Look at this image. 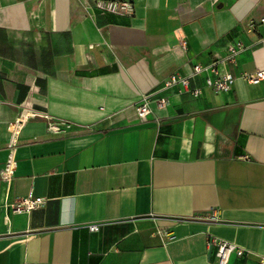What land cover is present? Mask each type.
Returning <instances> with one entry per match:
<instances>
[{
	"label": "crops",
	"instance_id": "obj_1",
	"mask_svg": "<svg viewBox=\"0 0 264 264\" xmlns=\"http://www.w3.org/2000/svg\"><path fill=\"white\" fill-rule=\"evenodd\" d=\"M262 18L264 0H0V264H217L213 239L261 264L264 80L243 76L264 69ZM238 41L229 91L164 87ZM29 194L43 205L14 212Z\"/></svg>",
	"mask_w": 264,
	"mask_h": 264
},
{
	"label": "built area",
	"instance_id": "obj_2",
	"mask_svg": "<svg viewBox=\"0 0 264 264\" xmlns=\"http://www.w3.org/2000/svg\"><path fill=\"white\" fill-rule=\"evenodd\" d=\"M101 8L108 9L111 11H118L119 4L113 2H99ZM125 7H129V4H124ZM264 22V18L261 20ZM255 24L250 23L249 29H253ZM186 43H183V47H185ZM244 49V44L241 41H238L236 44L229 45L226 48V54L223 58L216 60L210 64H195L192 68L191 73L181 74L179 72L172 73L164 82V87L169 89L175 86L179 87L180 92H190L193 96H199L202 93V89L200 87H192L191 80L199 75L206 74L205 83L206 86L214 90L215 92H227L229 91L233 84L235 83L237 77L227 69L228 64H237L238 56ZM247 81L257 84L264 80V69H258L256 72L245 74L243 76ZM168 103L167 98L163 97L158 100V106L160 108H164ZM138 116L141 120H145L148 114L151 112L150 108V100L148 95H142L139 103L136 107ZM39 113L31 111L23 113L19 119L17 120V124L15 125V129L21 125V123L26 120L28 117H37ZM49 123V130L52 131H60L68 126L66 122L55 121L53 118L47 114H42ZM15 133H13L12 141H15L14 137ZM12 166L10 164H6L1 171V180L8 184L10 182V178L12 176ZM44 203V199L42 197H35L33 194H29L28 196L22 198L16 203H13L12 209L16 213L20 212H31L32 210L39 208ZM191 219L195 220H206L209 222H220V217L218 215L217 210L213 209L210 212L193 216ZM89 229L93 232H96L100 229L99 224H91ZM169 241L176 239V234L173 232H163L162 233ZM209 244H214L217 246V264H228L230 255L233 252H236L238 256L243 255V249L240 248L233 242H229L226 240L213 239ZM261 264H264V259H261Z\"/></svg>",
	"mask_w": 264,
	"mask_h": 264
}]
</instances>
